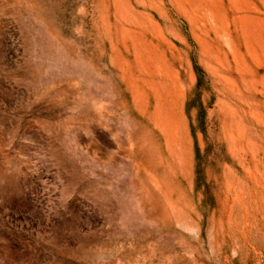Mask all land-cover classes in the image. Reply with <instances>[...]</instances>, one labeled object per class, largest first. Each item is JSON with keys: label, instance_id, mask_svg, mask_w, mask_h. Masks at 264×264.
Here are the masks:
<instances>
[{"label": "rangeland", "instance_id": "rangeland-1", "mask_svg": "<svg viewBox=\"0 0 264 264\" xmlns=\"http://www.w3.org/2000/svg\"><path fill=\"white\" fill-rule=\"evenodd\" d=\"M0 264H264V0H0Z\"/></svg>", "mask_w": 264, "mask_h": 264}]
</instances>
